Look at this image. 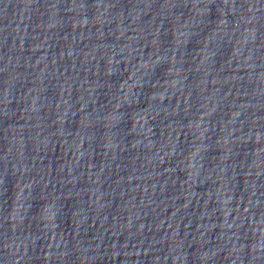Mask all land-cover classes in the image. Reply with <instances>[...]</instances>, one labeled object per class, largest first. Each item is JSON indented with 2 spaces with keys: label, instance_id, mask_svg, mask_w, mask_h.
Listing matches in <instances>:
<instances>
[{
  "label": "water",
  "instance_id": "water-1",
  "mask_svg": "<svg viewBox=\"0 0 264 264\" xmlns=\"http://www.w3.org/2000/svg\"><path fill=\"white\" fill-rule=\"evenodd\" d=\"M0 264H264V0H0Z\"/></svg>",
  "mask_w": 264,
  "mask_h": 264
}]
</instances>
